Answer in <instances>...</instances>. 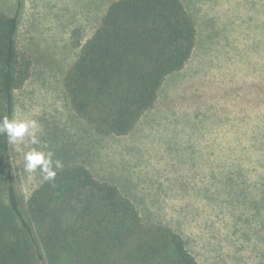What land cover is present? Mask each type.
Listing matches in <instances>:
<instances>
[{"label": "rangeland", "instance_id": "rangeland-1", "mask_svg": "<svg viewBox=\"0 0 264 264\" xmlns=\"http://www.w3.org/2000/svg\"><path fill=\"white\" fill-rule=\"evenodd\" d=\"M110 1L22 0L17 48L33 64L13 118L38 122L32 147L85 164L145 222L174 228L199 264H264V0H181L196 23L191 59L121 136L96 134L62 85ZM21 148L11 161L27 200L44 174L24 171Z\"/></svg>", "mask_w": 264, "mask_h": 264}, {"label": "trees", "instance_id": "trees-1", "mask_svg": "<svg viewBox=\"0 0 264 264\" xmlns=\"http://www.w3.org/2000/svg\"><path fill=\"white\" fill-rule=\"evenodd\" d=\"M21 6L0 11V117L9 119L33 64L17 48ZM196 38L181 0H111L63 76L72 111L98 135H127L191 59ZM56 159L64 167L55 180L25 200L0 135V264H199L179 232L145 222L117 185L66 154Z\"/></svg>", "mask_w": 264, "mask_h": 264}, {"label": "clouds", "instance_id": "clouds-1", "mask_svg": "<svg viewBox=\"0 0 264 264\" xmlns=\"http://www.w3.org/2000/svg\"><path fill=\"white\" fill-rule=\"evenodd\" d=\"M40 130L38 122L34 119H9L7 116L0 117V135L7 138V142L15 145L17 151L27 148L23 153L24 171L28 174L35 173L37 169L42 172L46 181H54L56 170L64 167L63 162L59 159L53 160L52 151L39 150L37 147L41 142L37 137ZM27 137V141L25 140Z\"/></svg>", "mask_w": 264, "mask_h": 264}]
</instances>
